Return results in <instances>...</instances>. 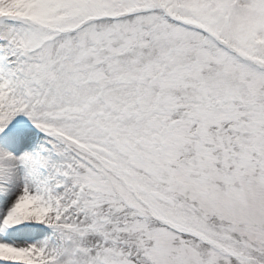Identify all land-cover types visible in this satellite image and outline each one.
<instances>
[{"label": "snow or ice", "instance_id": "snow-or-ice-1", "mask_svg": "<svg viewBox=\"0 0 264 264\" xmlns=\"http://www.w3.org/2000/svg\"><path fill=\"white\" fill-rule=\"evenodd\" d=\"M0 264H264V0H0Z\"/></svg>", "mask_w": 264, "mask_h": 264}]
</instances>
